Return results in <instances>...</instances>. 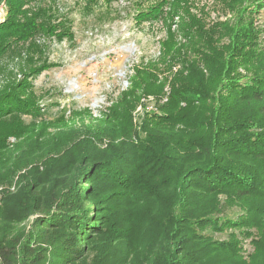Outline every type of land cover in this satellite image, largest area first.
<instances>
[{"label": "trees", "instance_id": "obj_1", "mask_svg": "<svg viewBox=\"0 0 264 264\" xmlns=\"http://www.w3.org/2000/svg\"><path fill=\"white\" fill-rule=\"evenodd\" d=\"M223 2L234 21L206 27L193 17L184 27L165 112L147 110L138 141L132 110L148 91L136 85L97 140L118 142L99 150L85 141L71 159L64 151L52 165L34 155L6 167L14 178L28 170L15 185L0 181V264H264V29L253 18L264 0ZM7 93L0 118L37 108ZM9 131L0 132L2 151ZM234 206L236 217L223 214ZM253 227L248 259L234 232L204 233Z\"/></svg>", "mask_w": 264, "mask_h": 264}, {"label": "rangeland", "instance_id": "obj_2", "mask_svg": "<svg viewBox=\"0 0 264 264\" xmlns=\"http://www.w3.org/2000/svg\"><path fill=\"white\" fill-rule=\"evenodd\" d=\"M193 17L206 27L235 18L223 0H0V94L16 93L37 104L33 112L0 118L10 122L0 125V132L10 129L7 148L0 150V181L8 185L12 179L15 185L34 155L39 165H52L64 151L68 159L75 157L74 146L99 140L103 126L115 124L111 109L136 85L148 91L140 90L132 110V139L138 141L136 134H145L141 122L147 103L165 112L160 105L182 66L180 59H169L185 41L184 27ZM253 18L264 29V8ZM119 140L105 137L96 144L104 150ZM16 157L24 166L14 178V170L6 167H13ZM240 212L234 206L223 214ZM231 232L248 259L255 249L252 240L259 238L255 227L250 235L229 228L204 231L219 240Z\"/></svg>", "mask_w": 264, "mask_h": 264}, {"label": "built area", "instance_id": "obj_3", "mask_svg": "<svg viewBox=\"0 0 264 264\" xmlns=\"http://www.w3.org/2000/svg\"><path fill=\"white\" fill-rule=\"evenodd\" d=\"M155 107V103H147V108L152 109ZM143 109V105L139 106V111Z\"/></svg>", "mask_w": 264, "mask_h": 264}]
</instances>
